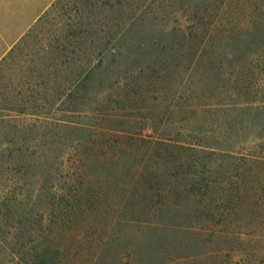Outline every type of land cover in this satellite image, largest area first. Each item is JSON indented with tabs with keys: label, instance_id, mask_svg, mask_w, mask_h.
<instances>
[{
	"label": "trees",
	"instance_id": "1",
	"mask_svg": "<svg viewBox=\"0 0 264 264\" xmlns=\"http://www.w3.org/2000/svg\"><path fill=\"white\" fill-rule=\"evenodd\" d=\"M67 1L0 42V264H264V0Z\"/></svg>",
	"mask_w": 264,
	"mask_h": 264
},
{
	"label": "rangeland",
	"instance_id": "2",
	"mask_svg": "<svg viewBox=\"0 0 264 264\" xmlns=\"http://www.w3.org/2000/svg\"><path fill=\"white\" fill-rule=\"evenodd\" d=\"M44 1L45 0H0V33L5 36L7 41H11L22 29V26L34 15L33 10L36 9L35 4L38 5ZM67 4L70 8H74L75 0H68ZM80 6L83 7V5H79V7ZM45 12H42L41 15ZM54 14H61V9L52 13V15ZM75 21L78 22L77 17ZM147 132L151 131L145 128L144 133Z\"/></svg>",
	"mask_w": 264,
	"mask_h": 264
},
{
	"label": "crops",
	"instance_id": "3",
	"mask_svg": "<svg viewBox=\"0 0 264 264\" xmlns=\"http://www.w3.org/2000/svg\"><path fill=\"white\" fill-rule=\"evenodd\" d=\"M50 1H51V0H45L44 2H41V3L38 4V5L35 4V8H36V9L33 10V11H34V12H37V11L40 9V7L44 6V4H46V3L50 2ZM28 5H29V4H28ZM48 7H49V6H45V8L43 7V10H42L41 12H44ZM37 8H38V9H37ZM20 27H21V26H20ZM22 28H23V26H22ZM20 31H21V30H20ZM20 31H19V32H20ZM19 32H18V33H19ZM18 33H17V34H18ZM0 34H1V33H0ZM17 34H16V35H17ZM16 35H15V36H16ZM0 37H1V38H0V42H1V44H2V43H9V44H10V43L13 41V39L15 38V37H14L11 41H7L6 38H5V36H4L3 34H1ZM4 38H5V39H4Z\"/></svg>",
	"mask_w": 264,
	"mask_h": 264
}]
</instances>
